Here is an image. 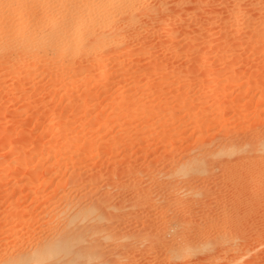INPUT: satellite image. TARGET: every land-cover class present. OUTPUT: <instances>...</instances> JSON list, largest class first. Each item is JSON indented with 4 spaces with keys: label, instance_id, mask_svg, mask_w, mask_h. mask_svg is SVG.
<instances>
[{
    "label": "rangeland",
    "instance_id": "obj_1",
    "mask_svg": "<svg viewBox=\"0 0 264 264\" xmlns=\"http://www.w3.org/2000/svg\"><path fill=\"white\" fill-rule=\"evenodd\" d=\"M8 1L0 0V252L27 251L22 244L31 236H53L50 229L62 226L70 203L87 207L105 197L109 218L66 244L79 247L98 240L100 263L174 264L169 255L176 253L175 264H264V175L228 186L238 175L264 174V147H255L264 141V0H251L257 4L251 14L255 22L242 30L238 24L243 20L226 16L241 0H163L165 10L145 19L155 27L153 35L147 34L144 18H136L135 41L113 46L115 58L92 61L74 76L65 68L68 61H56L52 52L46 55L45 72L39 69L42 63L29 61L36 49L26 43L51 38L61 27L60 0H23L16 6ZM174 14L179 18L172 32L183 26L187 33L172 46L154 34ZM100 31L109 32L108 27ZM21 59L17 71L14 63ZM177 90L203 95L202 103L192 104L197 118L185 121L181 101H168L159 111L156 98L163 92L160 100L167 99ZM129 95L138 102H121ZM170 107L176 121L162 117ZM147 110L159 116L146 117ZM203 110L210 115L202 121ZM218 131L254 145L231 153L228 145L216 143L203 159L171 165L182 155L199 154L203 138ZM173 172L180 179L162 178ZM199 176L201 185H182ZM217 187L219 200L213 194ZM232 194L241 200L238 205ZM229 222L236 226L225 227ZM194 237L198 241L189 249L175 242ZM229 240L237 243L232 242L239 248L235 253ZM156 244L168 248L157 256L151 249ZM209 244L212 248H205Z\"/></svg>",
    "mask_w": 264,
    "mask_h": 264
},
{
    "label": "bare ground",
    "instance_id": "obj_2",
    "mask_svg": "<svg viewBox=\"0 0 264 264\" xmlns=\"http://www.w3.org/2000/svg\"><path fill=\"white\" fill-rule=\"evenodd\" d=\"M22 1L23 0H9L8 1V5L16 6L18 4H21ZM252 1L251 0H247V1L246 0L245 1L241 0V1H238L236 4L234 3L235 6L232 5L233 7L231 6V8L228 6V8H230V10H227V12H228V15H230V16L226 15L227 16V20L232 19L235 15H237V17H239L241 20H243V21H240V22H239V20H237L239 22L238 30L250 28V27H252L251 26V22L252 23L255 22V17L253 15H251V14H252L253 10H256V9L253 8V5H257V4L256 3L252 4ZM254 1H256V2H258V4H260L259 0H254ZM166 2H167V0H166ZM60 3H61L60 5H62L61 8L63 9L64 14H63L61 27L58 29L57 34L53 33L51 38H48L46 40L45 39H43V40L42 39L29 40L28 42L26 41L27 42L26 44H28L29 50H32L34 48L36 49L35 52L30 54L31 58H30L29 61H30V63H36V62L42 63L41 68H39L40 71L42 70L43 72H45V70L47 68L45 62L48 60L46 55L49 52H52V54H54V59L56 61H58V62H67L68 61V64L66 65L67 67L65 66V68H66V70H69V72L72 74L71 76H74L75 74L80 73L82 70L89 69L90 68V64L89 63H91L92 61L102 62L104 60L105 61L106 60H110L112 57L115 58V56H113L114 52H112V50L116 49L115 46H117V47L118 46H123L124 47V46H127L128 44H130L131 42L135 41V39L137 37V35H136L137 32L134 31V25L137 24V22H138L136 20V18L137 19L138 18L139 19H141V18L143 19L144 18V20H145L152 13H154L156 11L157 12L161 11V13H162V11L165 10V7L163 6V4H164L163 0H160V1L157 0V1L153 2V4H151V5L147 4V0H60ZM183 3H185V2H183ZM49 5H51V4L46 3V6H47L48 9L50 8ZM241 5H243V8L241 7ZM185 6H187V5H185ZM162 8H164V10ZM179 8H181V7H179ZM175 10H177V9H175ZM167 11H169V10H167ZM180 11H181V9H180ZM257 11H258V8H257ZM14 12H16V11L14 10ZM227 12H226V14H227ZM10 13H11V11H10ZM16 13L18 14L17 16L20 15V12L17 11ZM175 13H177V12H175ZM209 14H210V11H209ZM198 15H200V14H198ZM213 15H214V13H213ZM254 15H257V14H254ZM10 16H12V15H10ZM178 16H179V14H174V15L170 16L166 20V22H164V23L162 22V25L157 30V35H156V33L154 34V36H157V39L161 40L162 43H166L167 42V43H169L170 45L173 46L175 44V39L176 38L177 39H178V37L181 38V36L183 37L185 35V33H187L183 26H181L180 30L179 29L177 30L178 33L176 32L174 34L172 32L175 24H177L176 23L177 22L176 19L179 18ZM229 17H231V18H229ZM11 19H13V18H11ZM211 19H212V17H211ZM147 21H146V23L144 22V24H145L144 27L146 28L147 34L149 33L150 35L151 34L153 35V33L155 32V30H154L155 27L153 25L147 23ZM187 22H188V20H187ZM197 22H200V21H197ZM222 22H223L222 24H226L225 20L222 21ZM229 24H230V22H229ZM104 27L105 28L108 27V31L109 32H107V34H105V33L102 34L103 32L100 31L101 28L105 29ZM160 37H163V38L165 37L166 40L163 41L164 39H160ZM177 39H176V42H178ZM159 40H157V41H159ZM144 41L146 42V40H144ZM113 46H114V48L112 50H110ZM6 49L8 50V48H6ZM11 50L13 51L14 49H11ZM6 51L4 50V52H6ZM8 51H10V50H8ZM0 52H2V51L0 50ZM21 52H22V56H24L25 53H27V50H23ZM8 54H10V53H8ZM11 54H15V53H11ZM18 54H20V53L18 52L17 55ZM0 59H1V57H0ZM14 64L15 65L18 64L17 67H16V70L17 71L20 70L19 64H23V59L18 60L17 63H14ZM106 65L109 66L110 62L106 63ZM162 66H158V67L162 68ZM161 68H160V70L165 69V68H162V69ZM174 70H175V68H174ZM24 72H26V71L24 70L23 73ZM217 74H216V76H218ZM214 75H215V73H214ZM216 76H214V77H216ZM209 80L211 81V80H214V79H209ZM204 86H205V84H204ZM183 87H184V89H185V87H187L186 90H188V91L191 90L190 89L191 86H183ZM183 87H181V88H183ZM212 87H214V86H212ZM199 90L202 91V89H198L197 93L200 92ZM142 91H144V90H142ZM159 92L160 91H158V93ZM173 92H175V91H173ZM177 92H178V90H177ZM171 93H170V96L168 98L166 97L167 99L160 100V97L163 95V92L161 93L162 95L160 97L156 98V99H159V102L157 104L159 111H160L162 106L169 104L168 101H170V103L173 100L177 101V103L181 101L180 105H179V103L176 104V105H179V107H178L179 108V112L180 113H184V119H186L185 121H190V120H192L194 118H197L195 116H192V114H191L192 108L194 109V106L192 104H194L193 102H195L196 100H198L197 102L202 103V101L205 100L203 95H197V93H194L190 97V96L187 95V92L183 93V92L179 91L177 94L175 93L176 95H171ZM143 96H145V95H143ZM133 97H134V95H133ZM130 99H131V101L137 100V99H133L132 95L131 96L129 95V96H125L121 102L130 104L131 103ZM153 99H155V98H153ZM137 102H138V100H137ZM124 105H126V104H124ZM133 105H134V103H133ZM115 106H119V105H115ZM170 108L169 109L165 108L166 110L165 109L162 110V113H163L162 117H164V118L165 117H168V118L170 117V119H169L170 121H171V119H172V121H174V120L176 121V119L172 118L173 116H175V115H173V113H175V109H174V112H173L172 108H174V107H172L171 109ZM224 108H225L224 110H226L227 108L230 109L231 107H224ZM151 110H152V108H151ZM151 110H149V111L147 110V112L145 113L146 117H151V116H154V115L159 116L157 113H151ZM154 110H156V109H154ZM227 111H229V110H227ZM171 112H173V113H171ZM204 112H206V111H204ZM207 112L205 114L203 113V115L199 113V117H198L199 120L203 121L204 118H207L208 115H210ZM196 114H198V113H196ZM179 120H180V118H179ZM192 124H193V122H192ZM66 131H65V133H66ZM218 132H220V131H218ZM220 133L223 134V135H220ZM220 133H219V135H216V136L212 135L211 137H207L209 139H206V141L203 138V141L201 142V147H200L201 150H200L199 154L188 153L187 155L186 154L182 155L177 160H175V161L173 160L171 165L176 167L177 165L180 166V164H181L183 166L184 164H187V162H194L196 159H203L202 158L203 156H206V155L210 154V152H211L210 148L212 146L216 145V143L218 144L219 147L222 146L223 143L228 145L229 146L228 150L231 153L233 151H241L243 149L247 150L248 147H251V146L254 145V143L252 141H250V140H248V141L246 140V141H242V143H238L239 141H237L238 139L234 135L233 132L231 133V132H222L221 131ZM64 136H63V138H65ZM256 146L264 147V141L259 142L258 144L255 145V147ZM178 163H180V164H178ZM167 173H168V171H167ZM167 173H163V174L161 173L163 175L162 178L166 177L167 180H168L169 177H175L176 178V176H177V178H178V176H179L178 179H180V175L181 174H177L176 172H173L172 174L167 175ZM262 175H264V174H262V172L260 173L258 171L254 172L253 174H246V175H240V176L238 175V177H236L234 179L232 178V180H229V184L230 185L228 184V186H230V188H231V187H234V186H237V185H241V184L245 183L246 181H248L247 179H250L251 177H257L258 178L259 176L262 177ZM182 178H185V176H183ZM189 179H191V178H189ZM202 181H204V178H200V176H199V178L197 177L196 179H191L190 181L182 180V183H183L182 185L191 187V185H193V183H199L201 185ZM158 182L161 183L162 181L159 180ZM179 185H180V183H179ZM220 186L221 185H219V187ZM219 187H217V189L214 188V190L216 189L215 191H217V192L213 191L214 195H217L219 193L218 192L219 191ZM221 189H223V188H221ZM232 190H234V189H232ZM221 192H220V194H221ZM218 197H220V195L219 196L217 195V198ZM214 198H215V196H214ZM232 198L235 199V200H233L234 205H238L241 202V200L240 199H236L237 197L235 195H233V194H232ZM252 198H254V197L252 196ZM103 199H105V200H102L101 198L94 199L95 203L90 201L91 203L89 202L90 204H87V207H81V208L73 207L75 205H73L72 203H70L72 207L70 206V204H67L73 210L70 207H68V206L65 207V208L68 207L67 213L69 215H67L66 217L63 218L64 223H62V226L58 225L57 227H55V231H51V229H50L49 233L51 232V234H52V232H53V234H52L53 236H49L48 237V235H47L48 233L46 234V236H44V234H43L44 238L43 237L34 238L33 236H31V237L29 236L30 238L29 239L27 238L28 241L24 242L22 244V247L25 246L24 244H27V247H28L27 251H24L23 249L19 248L18 250L15 249L14 251H12L11 254L8 255L6 251L1 250V252H0V264H2V263H4V264L5 263L6 264H103L104 262L100 263V260H102L101 259L102 258V252L100 251V246L101 245H100V242L98 240H91L90 242H86L84 245L79 246V247H74V246L68 247L66 245L67 243H71L72 241H74L76 236L79 235L80 232L83 229L87 228V229L93 230V229H95V227L97 225L101 224V222H103L104 220H107V218H109V217H107V212H106L109 209V207H106V205L107 204L110 205L109 202H108V201H110V199L108 198L109 199L107 201L108 203L105 202L106 201L105 197ZM218 200H219V198H218ZM69 208L73 212L69 211ZM110 208H111V206H110ZM202 208H204V207H202ZM112 209H113V207H112ZM190 209H191V207H190ZM68 211L71 212V213H69ZM198 212L200 214H204V212L201 211V208L199 209ZM183 213H186V211H184ZM80 222H83L85 224L82 228L78 225ZM231 225L233 227L236 226V225H234V223L232 224V222H229L226 225L224 224L225 227H228V226H231ZM176 226H177V224H176ZM52 227H53V230H54V226H51V228ZM238 227H241V226H238ZM48 229L49 228L47 227V230ZM242 231H243V229H242ZM233 235H237V234H233ZM40 236H41V234H40ZM182 237H184V236H182ZM230 239H231V237H230ZM253 239H255V238H253ZM195 241L197 243L198 240H197V238L194 237L190 241H187L186 239L183 238V241L176 240L175 242H179V243H177L178 245L180 244V245H182L184 247H188V249H189V248H191L190 246H191V244H193V242L195 244ZM229 241H231V240H229ZM233 241H231V243ZM234 242H235V244H237L236 241H234ZM233 244L234 243H232V245ZM235 244L233 245V248L231 249V250L234 251V253H235L236 250L239 249V248L237 249V245H235ZM208 246L211 247L212 245L209 244V245L205 246V248H207ZM238 247H239V245H238ZM23 248H25V247H23ZM166 248H168L167 245H160V244H158L155 247H151L152 251L155 254H157V256H159L158 254L162 250L165 251ZM210 249H207V250H210ZM238 253H239V251H238ZM169 257H170L169 260L171 259L174 264L176 262H178V259L180 258V256L178 254H176V253H171L169 255Z\"/></svg>",
    "mask_w": 264,
    "mask_h": 264
}]
</instances>
